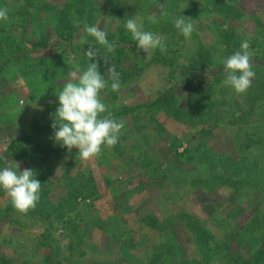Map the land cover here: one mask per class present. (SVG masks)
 <instances>
[{"label": "rangeland", "instance_id": "374dc122", "mask_svg": "<svg viewBox=\"0 0 264 264\" xmlns=\"http://www.w3.org/2000/svg\"><path fill=\"white\" fill-rule=\"evenodd\" d=\"M23 1L6 0L11 7ZM67 1L37 0L35 5L47 11V6L60 9ZM98 1L97 27L115 32L121 42L127 36L113 53L97 54L99 70L109 82L100 93L108 111L114 117L124 107L151 104L173 89L172 107L182 110V120L158 106L150 107L152 113L141 109L123 120L114 147H102L101 155L89 160L81 159L78 149L69 152L57 143L51 130L47 144L52 146L42 152L41 164L35 161L33 144L20 139L36 125L53 123L68 72L96 61L85 52L75 53L74 44L82 45L79 39L70 46L52 39L46 49H37L32 69L5 64L7 54L1 56L0 169L15 167V162L19 171L32 169L41 191L36 207L24 215L0 189V259L14 264H201L204 239L196 224L222 238L244 229L256 215L264 223V0H148L147 9L145 0ZM115 4L119 17L112 15ZM179 11L186 12L194 31L185 41L177 30L178 79L162 64L139 72L138 62L147 65L148 57L127 31V19L135 16L145 31L156 34L161 15L176 19ZM159 32L163 42L169 39ZM243 40L254 53L255 77L246 93L237 94L221 86L223 62L240 50ZM111 63L117 71L129 69L135 75L118 92L111 90L107 76ZM203 64L207 70L186 71ZM42 89L49 90L40 93ZM32 92L40 94L31 99ZM190 92L198 93L197 108L187 100ZM51 102L57 105L50 110ZM82 173L95 179L96 188L79 200L76 211L70 194ZM244 239L241 244L233 237L229 249L210 264H228V259L236 264L230 259L245 252L248 257L258 237L247 233ZM256 264H264V258Z\"/></svg>", "mask_w": 264, "mask_h": 264}, {"label": "trees", "instance_id": "16d2710c", "mask_svg": "<svg viewBox=\"0 0 264 264\" xmlns=\"http://www.w3.org/2000/svg\"><path fill=\"white\" fill-rule=\"evenodd\" d=\"M0 8H7L8 9V16L9 20L7 22L0 21V57L7 54L6 58L7 61L5 64L10 63V66H28L31 69L33 68L35 54L37 53V49L44 48L46 49L52 39H59L63 42L68 43V45H73L75 41L83 40L86 41V43H82V45H75L73 49L79 51L81 49H84V51L88 47H92L97 50V54L106 53L107 50L103 45H100L96 42L95 38L88 35L84 31V25L88 21H93L94 25H98V20L100 18L101 13V5L98 0H68L63 7L60 9L53 8L51 6H47V11L45 7H36L35 2L37 0H24L22 5L20 6H14L11 7L7 4L6 0H0ZM145 4V7L147 9L150 2L148 0H145L143 2ZM177 4V3H176ZM113 5V4H111ZM110 5V6H111ZM178 5V4H177ZM176 5V6H177ZM50 8V12L49 11ZM118 8L117 4H115L113 7L111 6V9H113V16L120 15L119 12H117L115 9ZM38 10V11H36ZM45 13H48L45 15ZM115 13V14H114ZM180 16H183L186 18V12L185 11H179ZM195 12L193 13L192 18H195ZM117 17V19H118ZM124 19H126V15L122 16ZM39 18V20H37ZM41 18V19H40ZM188 18V17H187ZM174 20L170 14L161 15L159 21L157 22V32L156 34H160L159 31H162L164 34L168 35L169 39L164 40V44L166 47L165 51L161 52L159 49H156L150 57H148L147 65H144L142 61L138 62L136 68H139V72H142L145 70L146 66H153L157 64H162L164 67H166L171 72V78L173 80H177V71L178 69L175 67L174 59L177 57V50L179 49L178 44L179 42L174 40L177 29L174 27ZM44 21V22H41ZM118 21V20H117ZM116 23V21H115ZM115 33V32H114ZM112 31H109L107 34V39L109 42H114L116 46H118L121 42L120 39L115 38ZM182 36V34H181ZM123 38H127V36H123ZM182 38L185 41H189V38ZM122 39V42H125L126 40ZM121 42V43H122ZM38 46V48H36ZM78 55L83 54V52H76ZM179 52V51H178ZM66 59H63V61ZM212 61H209V64H212ZM5 67L4 64H0V74L3 72V68ZM201 67V68H200ZM208 65L203 64L202 66H195L193 69H187V73H195L200 70H207ZM132 70V69H131ZM133 71V70H132ZM119 72V71H118ZM134 72V71H133ZM120 73V83H128L130 80L133 79L135 76L134 73H130L129 69H123ZM136 74V73H135ZM33 76V75H32ZM176 78V79H174ZM55 82V80L53 81ZM57 85V84H56ZM49 89H42L40 93L47 91ZM173 89L167 90L165 94L157 99H155L151 104H142L138 107H124L118 113L114 116L116 120H124L127 119V117L134 118L137 114L140 113L141 109H144L145 113L151 112L150 107L152 106H158V108H161L165 112H169L168 116L173 117L174 119L180 118V112L182 110L180 108L174 109L172 107V100H175L173 96H171ZM40 93H34L32 92L31 99L38 97ZM188 97V101H193V105L195 108L199 106L198 101V93L190 92ZM30 101L33 103V100ZM52 107H48V109L51 110V108H54L53 106H56L57 103L51 102ZM59 106V105H58ZM203 108V107H202ZM174 109V111H173ZM36 110V108H35ZM209 110L212 112L214 109L209 108ZM203 115V113H202ZM201 115V116H202ZM52 124L47 125H36L34 129L30 132L25 134L20 140L22 142H30L34 146V156L36 162H43L42 161V152L46 149V147H51L52 145H48L47 142L51 141V130L54 131V129L51 126ZM20 140H16L20 142ZM18 142V143H19ZM16 145V144H15ZM42 164V163H41ZM45 164V163H44ZM71 173V172H70ZM81 174V173H80ZM83 174V173H82ZM81 177H78L79 181L77 182L76 191L72 194H70V204H72V207L74 210H78L79 206V200L81 198L87 199L88 196H91L89 194L92 193L94 189L96 188L95 185V179L91 176L86 177V175H80ZM89 180L88 182H86ZM95 181V182H94ZM209 182V180H208ZM87 185L90 190H86L85 186ZM84 193V192H86ZM10 201V200H9ZM195 229L199 230V233L201 234L202 238L204 239L202 241L203 250L199 253L201 254L200 263L201 264H210L212 261L216 260L222 253L227 251L229 249V245L231 243V240L236 239L241 240V244L245 243L244 235L253 234L254 236L258 237V244L255 247V251H252L249 253L248 257H245V254L248 252H245V254H239L237 257H234V259L238 262L236 264H256L257 260H263L264 258V223H261V220L256 215L252 222L249 223L244 227L242 230H234L232 234L228 233L227 235H224L222 238L216 237V234L212 231H209L205 227H202L201 225L194 227ZM235 262L229 261L228 264H234ZM0 264H14V262L10 259L1 258Z\"/></svg>", "mask_w": 264, "mask_h": 264}, {"label": "clouds", "instance_id": "9594fccd", "mask_svg": "<svg viewBox=\"0 0 264 264\" xmlns=\"http://www.w3.org/2000/svg\"><path fill=\"white\" fill-rule=\"evenodd\" d=\"M8 20V9L0 8V21ZM187 21H190V18L180 16L174 20V27L185 38H190L194 25ZM125 27L137 42L138 49L145 52L147 57L156 49L166 51L163 38L145 31L143 25L137 23L135 16L127 19ZM84 31L94 37L98 44L103 45L108 53L115 51L116 44L108 41L106 32L88 24L84 25ZM81 43L86 41L82 40ZM84 52L89 61L96 62H89L83 70L76 65L68 72V80L57 94L59 107L51 126L57 143L66 147L69 152L73 148L78 149L80 158L89 160L101 155L102 147L112 148L118 143L124 121L116 120L100 97V93L109 86V82L99 70L97 50L88 47ZM253 55L248 40H243L240 50L228 56L223 62L226 77L221 86L230 87L237 94L246 93L255 77L251 64ZM103 59L105 65H109L108 58ZM107 76L111 80V90L118 92L121 87L120 73L115 64L111 63V66L107 67ZM19 167L15 162V167L0 169V189L7 194L14 209L26 215L39 202L41 182L35 178L32 169L19 171Z\"/></svg>", "mask_w": 264, "mask_h": 264}]
</instances>
